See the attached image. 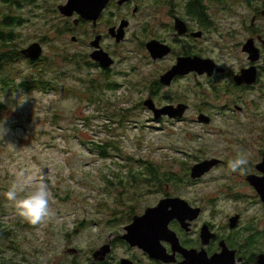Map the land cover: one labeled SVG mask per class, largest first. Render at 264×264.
<instances>
[{
	"label": "rangeland",
	"instance_id": "374dc122",
	"mask_svg": "<svg viewBox=\"0 0 264 264\" xmlns=\"http://www.w3.org/2000/svg\"><path fill=\"white\" fill-rule=\"evenodd\" d=\"M262 1L226 0L209 9L217 28L234 35L229 41L210 33L206 54L235 71L249 64L242 44L251 37L247 28ZM66 2L0 0V33L14 35L9 44H0L10 61L0 69V263L71 264L75 258L86 264L90 250L107 236L105 224L113 211L126 204L148 206L167 193L194 206L206 201L208 211L214 202L223 224L236 212H244L246 220L259 209L245 178L253 171L249 162L264 131V72L253 88L230 96L221 87L216 97L217 82L201 78L164 88L156 103L169 95L191 109L183 122H155L143 102L173 58L154 63L131 37L121 45L106 38L103 43L116 48L120 63L103 72L90 64L89 55L94 29L100 33L105 27L74 26V17L58 10ZM5 17L20 23L6 26ZM262 17L258 25L264 29ZM33 43L43 48L34 62L20 54ZM228 101L244 111L227 112ZM200 110L212 116L210 124L197 122ZM237 156L248 161L243 173L228 168ZM214 159L226 163L198 182L191 179L195 164ZM21 172L42 175L52 193L53 214L37 226L23 221L3 196ZM170 174L180 186L165 179ZM74 248L78 257L71 253Z\"/></svg>",
	"mask_w": 264,
	"mask_h": 264
},
{
	"label": "flooded vegetation",
	"instance_id": "af4514ba",
	"mask_svg": "<svg viewBox=\"0 0 264 264\" xmlns=\"http://www.w3.org/2000/svg\"><path fill=\"white\" fill-rule=\"evenodd\" d=\"M224 1L226 0H108L96 17L93 15L89 18L92 20L81 17L77 11L71 17H74V26H78L79 23L91 22L93 28L105 27L104 30H107L105 32L101 30L102 32L99 33L97 29H94L97 34L90 44L93 49L92 53L100 50L107 53L114 61L113 65L103 68L99 62L92 60V53L89 55L92 60L90 64L105 73L110 72L112 67L120 63V59L115 53L116 48L108 47L103 43L106 38L121 45L128 37H131L134 42L140 43L141 47L147 50L154 63L172 57L170 65L162 71L159 79L151 84V96L149 95L148 99L144 100L143 106L152 113L155 122H183L187 118L191 105L185 101H173L171 100L173 97L169 95L163 97V104L156 103L154 99L159 97L160 91L164 88L169 89L189 78H193L195 81L201 78L212 85L217 82V95L213 89L216 97L221 87L224 96H230L235 90L253 88L264 72V29L258 25L264 15V1L260 6L258 2L255 8L256 13L247 28L251 37L242 44L244 47L248 41H253L254 47L259 51L257 62L247 57L249 64L235 71L230 66L223 64L219 57L206 54L209 51L205 44L210 33L214 32L213 35L232 41L234 32L228 30L224 33L218 29L215 25L217 20L211 18L208 12L209 9L215 8L217 3L222 4ZM261 9H263L262 15ZM160 28L162 32H160ZM73 39L77 40V37L74 36ZM118 39H121L120 42L117 41ZM94 42H98L99 46L94 47ZM149 43H154L157 56L164 54L163 57L154 59L147 49ZM0 44L3 42L0 41ZM178 45L181 47L180 51L176 49ZM166 50L169 52L164 53ZM0 51V58L2 55L8 56L5 49L1 48ZM190 59L205 61L204 63L211 68L210 71L204 73L177 72L170 85H164L161 82V78L169 71H173L180 60ZM9 62L8 56V62H1L0 69L8 67ZM252 68L256 69V83L238 85L235 77ZM6 83L8 82L6 81ZM223 83H225L224 86ZM147 100L153 102L158 110L170 108L180 111V109H184V114L181 117L162 115L160 118H155L154 112L145 105ZM225 105L229 107L226 111L232 114L244 111V107L237 103L231 106L228 101ZM197 116L199 124L208 125L213 120L211 115L202 110L198 111ZM206 119L209 121L204 122ZM259 138L260 145L254 150L249 162V168L253 171L248 173L245 179L251 190L252 204H258L260 208L252 210L246 220L244 212H236L228 216L227 222L223 224L221 213L214 208V202L208 201L213 205L212 209L208 211L204 206L206 201L195 203L194 206L189 199L168 193L164 194V198L160 201L145 205L146 207L142 205L127 207L126 204V208L113 211L106 221L107 236L98 247L90 250L86 264H264V190L255 184L258 179L264 178V171H262V168L264 170V131L260 133ZM219 161L218 166L226 163L221 159ZM215 168L203 177L214 171ZM203 177L191 179L198 182ZM137 198L138 196L134 199ZM169 199H183L189 205L187 211L179 216H174L173 213L174 218L169 221L166 228L162 227L160 230L159 226L150 227L149 224L163 226L165 223L160 220L158 213L152 214L155 219H148L147 211L158 207L161 201ZM166 211L171 212L172 207ZM136 219L139 230L136 236L141 241L140 245H132V241L127 237L129 235L127 229L136 222ZM79 251L75 248L72 249L73 257H78ZM71 264L81 263L74 258Z\"/></svg>",
	"mask_w": 264,
	"mask_h": 264
},
{
	"label": "water",
	"instance_id": "95a60500",
	"mask_svg": "<svg viewBox=\"0 0 264 264\" xmlns=\"http://www.w3.org/2000/svg\"><path fill=\"white\" fill-rule=\"evenodd\" d=\"M108 0H68L67 4L64 6L59 7V11L62 15L66 17H71L75 11H77L81 17L89 19L93 15L95 17L99 14L100 11L104 8L106 2ZM74 40V39H73ZM121 39H118L117 41L120 42ZM93 46H99L98 42H94ZM147 49L149 53L152 55L154 59L163 57L164 54H160L157 56L156 54V48L154 46V43H149L147 45ZM169 50V49H168ZM244 51L250 55V59L252 61H256L259 58V51L254 47V43L252 40L248 41L244 46ZM169 51L166 50L164 53H167ZM162 53V52H161ZM20 54L28 58L30 61H37L39 60L43 55V48L39 43H33L28 48L22 49L20 51ZM156 54V55H155ZM92 60L99 62L101 67L108 68L111 65H113L114 61L110 58V56L107 53H104L103 51H95L91 54ZM205 62V61H204ZM204 62L195 61V60H180L178 65L175 67L173 71H169L166 75H164L161 78V82L164 85H170V82L174 75H176L177 72H191V71H197L199 73H204L206 71H210L209 65H207ZM212 64V63H211ZM214 66V65H213ZM215 67V66H214ZM252 72V73H251ZM254 72V73H253ZM251 74V75H250ZM210 75V74H209ZM248 75V76H247ZM256 69L252 68L241 75H238L235 77V81L238 85H241L243 83L253 84L256 81ZM151 101L147 100L145 102V105L154 112L155 118H160L162 115H169L171 117L179 116L181 117L184 114V109H180V111H176V109H170V108H163V109H156L153 102L149 103ZM182 108V107H181ZM209 121L208 119L204 120V122ZM220 161L219 160H206L203 162H200L198 164H195L191 169V178L192 179H199L203 177L206 173H208L214 166H216ZM46 171V170H45ZM262 171L263 168H262ZM248 180H250V177H248ZM256 186L262 188L264 190V178L258 179L255 182ZM188 203L184 201L183 199H169L161 201L158 207L149 209L147 211V218L148 219H155V217L152 215L154 213H158V216L160 220L165 223L163 226L161 224H149L150 227L159 226L160 230L162 227H167L169 221L174 218L176 215H181V213H184L188 209ZM169 207H172V211H166ZM173 213L175 214L173 216ZM172 214V215H171ZM172 216V217H171ZM167 219V220H166ZM167 222V223H166ZM140 226V224H139ZM164 228V229H165ZM138 223L137 219L136 222L130 225L127 229V232L129 235L127 236L130 241H132V245H140V240L137 239V232H138ZM136 236V237H135ZM133 237V238H132ZM137 240V241H136Z\"/></svg>",
	"mask_w": 264,
	"mask_h": 264
},
{
	"label": "clouds",
	"instance_id": "9594fccd",
	"mask_svg": "<svg viewBox=\"0 0 264 264\" xmlns=\"http://www.w3.org/2000/svg\"><path fill=\"white\" fill-rule=\"evenodd\" d=\"M247 164L246 158L237 156L228 161V168L232 173H243ZM25 191L27 195L22 196L21 193ZM3 196L12 202L17 215L32 226L46 222L53 214L50 203L52 193L42 175L19 173L17 180L3 193Z\"/></svg>",
	"mask_w": 264,
	"mask_h": 264
},
{
	"label": "trees",
	"instance_id": "16d2710c",
	"mask_svg": "<svg viewBox=\"0 0 264 264\" xmlns=\"http://www.w3.org/2000/svg\"><path fill=\"white\" fill-rule=\"evenodd\" d=\"M5 2H8L9 3V0H4ZM32 0H29V2H31ZM12 23H20L18 22L16 19H12V18H9V17H5L4 19V24L6 26H12ZM0 41L3 42V44H9L10 42H12L14 40V35L13 34H10V33H3L1 32L0 33ZM1 62H8V56L7 55H2L1 58H0V64ZM103 152H102V155L104 156L105 155V147H100ZM151 172H154L156 171L154 168H150ZM155 177V179H158L159 183H161V178L158 176V175H153ZM154 179V180H155ZM167 181H174L176 184L175 185H179V179L173 175V174H170L168 175L166 178H165Z\"/></svg>",
	"mask_w": 264,
	"mask_h": 264
},
{
	"label": "bare ground",
	"instance_id": "6f19581e",
	"mask_svg": "<svg viewBox=\"0 0 264 264\" xmlns=\"http://www.w3.org/2000/svg\"><path fill=\"white\" fill-rule=\"evenodd\" d=\"M27 59V58H26ZM30 61V60H29Z\"/></svg>",
	"mask_w": 264,
	"mask_h": 264
}]
</instances>
